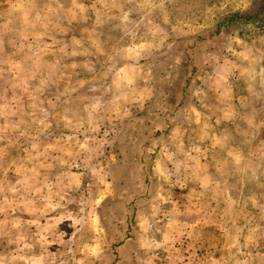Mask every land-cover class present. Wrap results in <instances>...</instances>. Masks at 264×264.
<instances>
[{"label": "rangeland", "instance_id": "obj_1", "mask_svg": "<svg viewBox=\"0 0 264 264\" xmlns=\"http://www.w3.org/2000/svg\"><path fill=\"white\" fill-rule=\"evenodd\" d=\"M0 264H264V0H0Z\"/></svg>", "mask_w": 264, "mask_h": 264}, {"label": "crops", "instance_id": "obj_2", "mask_svg": "<svg viewBox=\"0 0 264 264\" xmlns=\"http://www.w3.org/2000/svg\"><path fill=\"white\" fill-rule=\"evenodd\" d=\"M202 149H203V152H205V143H202ZM208 149H209V148H208ZM204 158H205V156L202 155V160H204V161H203V165H207V164H208V163H207L208 160L206 161ZM202 160H201V161H202ZM193 174H194V173H193ZM192 176L194 177V175H192ZM201 177H202V175H201ZM192 179H193V178H192ZM198 179H200V178H198ZM202 179H203V178H202ZM202 179H201V180H202ZM202 185H203V182H202ZM202 185H201V186H202ZM197 191H200L199 188L197 189Z\"/></svg>", "mask_w": 264, "mask_h": 264}, {"label": "trees", "instance_id": "obj_3", "mask_svg": "<svg viewBox=\"0 0 264 264\" xmlns=\"http://www.w3.org/2000/svg\"><path fill=\"white\" fill-rule=\"evenodd\" d=\"M247 16H243V15H235L234 16V18H233V22H235V21H240V20H242V19H244V18H246Z\"/></svg>", "mask_w": 264, "mask_h": 264}]
</instances>
